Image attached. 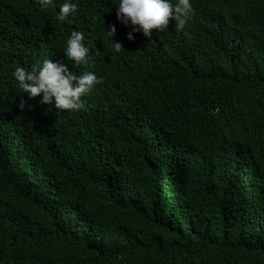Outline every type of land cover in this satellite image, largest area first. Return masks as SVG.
<instances>
[{"label": "trees", "instance_id": "1", "mask_svg": "<svg viewBox=\"0 0 264 264\" xmlns=\"http://www.w3.org/2000/svg\"><path fill=\"white\" fill-rule=\"evenodd\" d=\"M63 2L0 0V264H264V0H192L136 40L117 0ZM46 59L99 75L84 109L20 89Z\"/></svg>", "mask_w": 264, "mask_h": 264}, {"label": "clouds", "instance_id": "2", "mask_svg": "<svg viewBox=\"0 0 264 264\" xmlns=\"http://www.w3.org/2000/svg\"><path fill=\"white\" fill-rule=\"evenodd\" d=\"M41 8L47 9L54 0H37ZM117 18L124 25H131L132 32L128 39L136 40L134 32H142L146 37H153L158 32L168 29L171 20L175 21L177 29H183L195 16L196 9L192 0H117ZM79 0H64L59 8V19L68 21L74 18L79 9ZM117 29L115 24L106 34L113 41V48L119 52L123 46L114 37ZM82 31L73 29L66 40L65 53L76 65L89 63V49L84 43ZM144 50L143 40L135 54L141 55ZM111 66L104 65L103 75L112 73ZM20 89L28 92L31 97L41 96L42 104L53 105L60 110L79 112L85 108L83 99L88 93L96 89L101 81L99 75L91 71L77 75L69 64L46 59L43 62L36 60L30 69L17 66L12 73ZM118 79V77H114ZM108 81V80H107ZM23 103L21 107H23Z\"/></svg>", "mask_w": 264, "mask_h": 264}]
</instances>
